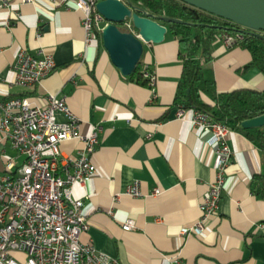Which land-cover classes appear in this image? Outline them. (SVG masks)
I'll use <instances>...</instances> for the list:
<instances>
[{
	"label": "crops",
	"instance_id": "1",
	"mask_svg": "<svg viewBox=\"0 0 264 264\" xmlns=\"http://www.w3.org/2000/svg\"><path fill=\"white\" fill-rule=\"evenodd\" d=\"M23 48L50 54L55 63L30 87L14 84L13 66ZM178 49L177 39L168 35L144 45L140 66L155 74L151 89L123 76L99 38L86 44L75 0H0V101L24 96L43 105L47 94H57L78 118L80 134L88 135L92 124L101 126L91 156L97 171L74 183L70 193L82 201L88 224L82 243L121 264H167L164 256L174 254L182 264H264V195L250 189L252 178L263 171L264 150L235 130L226 138L233 155L216 214L204 233L179 236L200 216L199 204L215 178L216 152L205 143L209 133L175 117ZM211 57L217 92L264 89L257 68L241 71L251 56L239 44L226 47L217 38ZM57 120L66 118L57 114ZM82 147L76 138L59 144L64 157ZM9 161L14 172L24 156L0 135V176ZM134 181L143 196L124 192ZM155 187L162 193L150 196ZM129 218L135 228L124 231L122 222Z\"/></svg>",
	"mask_w": 264,
	"mask_h": 264
},
{
	"label": "built area",
	"instance_id": "2",
	"mask_svg": "<svg viewBox=\"0 0 264 264\" xmlns=\"http://www.w3.org/2000/svg\"><path fill=\"white\" fill-rule=\"evenodd\" d=\"M28 2L30 0H22ZM99 0H75L81 13L85 42L101 36L107 21L98 12ZM124 26L131 30L129 21ZM242 32L218 35L223 45L231 47L243 39ZM14 63V84L30 87L39 84L55 67L52 55H34L21 49ZM143 76L153 89L155 74L147 66ZM154 101V95L149 102ZM57 114L66 120L58 121ZM175 117L189 121L201 132L209 133L205 143L216 152V174L199 204L200 216L190 227H183L179 236L204 233L219 208L225 174L233 151L228 144L230 129L210 115L192 108L177 107ZM101 126L92 124L91 132H79V120L70 111L65 98L47 94L39 105L24 96L0 101V135L11 147L24 156L23 163L11 172L13 163L6 164L0 176V264H121L117 259L80 241L88 229L81 211L82 201L71 197L74 183H84L97 168L91 161L99 143ZM76 138L83 147L75 156L61 155L59 144ZM132 197L143 196L139 183L134 181L124 191ZM162 193L153 188L150 196ZM124 231L135 228L133 219L121 225ZM16 255V256H15ZM167 264H182L178 254L164 256Z\"/></svg>",
	"mask_w": 264,
	"mask_h": 264
},
{
	"label": "trees",
	"instance_id": "3",
	"mask_svg": "<svg viewBox=\"0 0 264 264\" xmlns=\"http://www.w3.org/2000/svg\"><path fill=\"white\" fill-rule=\"evenodd\" d=\"M128 1L136 7L139 15L147 14L165 25L166 35L178 41L177 58L181 62V73L172 107L200 110L230 130L242 133L264 150V126H241L242 121L264 114V89L238 88L219 93L210 66L212 45L218 35L222 32H242L244 37L238 44L250 52L251 59L241 71L257 68L264 76V33L242 27L180 0ZM162 17L180 19L184 23L165 22L161 20ZM120 28L128 30L124 23ZM99 40L101 42V36ZM140 62L127 77L136 83L149 86L148 79L143 76L145 68L140 66ZM250 189L258 197L264 195V168L252 178Z\"/></svg>",
	"mask_w": 264,
	"mask_h": 264
},
{
	"label": "water",
	"instance_id": "4",
	"mask_svg": "<svg viewBox=\"0 0 264 264\" xmlns=\"http://www.w3.org/2000/svg\"><path fill=\"white\" fill-rule=\"evenodd\" d=\"M242 27L264 33V0H180ZM98 12L107 21L101 32L102 46L111 63L123 76H129L140 62L144 45L161 43L167 28L147 14L139 15L128 0H99ZM162 21L184 23L176 18L162 17ZM129 21L132 29L120 25ZM244 128L264 126V114L241 122Z\"/></svg>",
	"mask_w": 264,
	"mask_h": 264
},
{
	"label": "rangeland",
	"instance_id": "5",
	"mask_svg": "<svg viewBox=\"0 0 264 264\" xmlns=\"http://www.w3.org/2000/svg\"><path fill=\"white\" fill-rule=\"evenodd\" d=\"M125 27V26H124ZM127 29V28H126ZM129 30V29H128ZM16 256V255H15Z\"/></svg>",
	"mask_w": 264,
	"mask_h": 264
}]
</instances>
